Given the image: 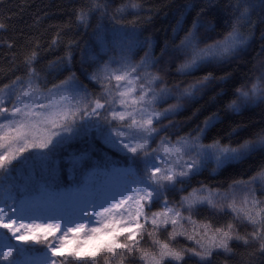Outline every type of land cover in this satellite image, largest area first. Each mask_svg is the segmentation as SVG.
Here are the masks:
<instances>
[{"label": "snow or ice", "instance_id": "snow-or-ice-1", "mask_svg": "<svg viewBox=\"0 0 264 264\" xmlns=\"http://www.w3.org/2000/svg\"><path fill=\"white\" fill-rule=\"evenodd\" d=\"M111 3L77 0L70 19L52 26L49 39L33 33L41 22L37 16L19 36L0 40L11 54L7 82L0 77V264H212L218 256L229 264L238 258L234 244L252 249L238 264H253L257 255L264 257V164L227 187L201 183L189 191L187 185L209 161H215L216 171L264 156V129L235 146L221 139L204 143L219 121L213 113L194 135L173 139L168 129L177 122L169 117L209 84L229 82L232 74L217 77L208 71L181 87L153 69L165 55H182L176 71L186 76L240 59L251 67L225 111L239 114L264 103V31L253 49L257 27L264 24V0H230L228 30L203 46L201 30L216 28L205 18L216 15L219 24L223 17L214 0L189 4L188 9L200 7L196 19L179 44L171 50L165 45L160 57L140 28L152 17L124 21L144 10L143 0H122L115 8ZM186 12L176 19L174 34L184 31ZM73 24L92 27L94 37L86 52L81 50L79 75L72 70L79 41L66 39ZM7 28L0 22V32ZM45 44L48 51L63 48L64 54L38 67ZM137 50L144 52L139 60ZM65 72L49 84V76ZM227 94L222 88L217 96ZM73 141L84 147L65 160L60 153ZM104 148L120 160L102 155ZM177 193H183L179 200L172 198ZM203 209L211 215L201 217ZM218 216L230 219L221 222ZM104 236L103 243L84 250ZM180 237L191 246L177 247Z\"/></svg>", "mask_w": 264, "mask_h": 264}, {"label": "trees", "instance_id": "trees-1", "mask_svg": "<svg viewBox=\"0 0 264 264\" xmlns=\"http://www.w3.org/2000/svg\"><path fill=\"white\" fill-rule=\"evenodd\" d=\"M122 0H112L111 7L115 8ZM203 0H143L144 10L134 14H127L124 17V21H131L134 16L139 17L151 16L150 23H141L140 28L143 33V37H150L153 41V53L156 57L161 56V49L168 46L171 50L175 45H178L180 40L184 37L188 28L191 27L192 21L196 19L197 12L200 11V7H192L188 9L189 4L202 6ZM230 0H214L213 7L217 9L223 19L217 24V16L209 15L205 19L211 21L216 25L215 31L204 32L201 30L200 43L204 44L212 43L214 40L220 39L224 32L228 30L232 10L229 7ZM77 0H0V22L7 24V31L0 32V40L7 41L11 38H15L20 35L19 29H24L28 25H32L33 19L39 16L41 22L38 25L33 26L32 31L35 34L42 35L45 39H49L54 34L50 29L55 25H64L71 17L73 8L77 7ZM187 9L184 22V31L173 33V28L176 24V19L179 18L180 13ZM10 18V19H9ZM256 17L253 16V20ZM96 20L91 21L94 27ZM107 23V21H105ZM260 31H264V24H260L256 30V43L253 49L259 47V35ZM27 35V34H26ZM66 39H76L79 41V47L75 48L73 55L75 62L72 70L79 75V69L81 67L80 60L82 52L81 50H87L91 45L94 37L92 35V27L87 29L81 27L77 28L72 25V32L68 34ZM138 54L134 56L135 60H139L143 56V50H137ZM64 54L63 48H57L52 51L47 50L45 44L44 49L41 50L40 63L38 67H44L48 61L55 60L58 56ZM10 53L7 47H0V77L4 78L7 82L9 78V57ZM182 55H176L170 57L165 55L163 60L157 65L153 71L162 70V74L169 85H175L177 83L184 85L195 81L202 77L206 72L212 71L219 77L225 73H231L232 79L225 83L216 81L208 85L200 93H198L193 99L188 100L184 104V108L181 112L169 119L177 122L175 128H169L168 133L175 139L177 135H186L188 133L195 134V131L203 125V121L206 117L216 113L219 116V121L216 126L209 129L204 139V143H210L213 139H221L222 143L231 142L235 144L242 142L244 139L252 137L255 133H258L264 129V103L258 105H252L249 108L243 110L239 114L226 112L225 104L233 99L232 93L235 92L237 87H240L245 83V76L248 74V67L244 66V61L237 59L231 64H224L222 66L217 65L213 67H205L202 70H197L191 75H182L176 71L177 66L183 61ZM250 59V57H249ZM84 67H87L85 64ZM91 71V69H89ZM21 74L20 72L16 73ZM67 75V72L63 75H57L53 73L48 77L49 84L55 83L59 79H63ZM83 79V77H82ZM89 84V88L93 87L87 80L84 81ZM225 89L228 93L223 99L217 96V93L221 89ZM98 90V89H97ZM213 97H216L214 100ZM174 100H169L168 103H174ZM166 104L159 105V107H166ZM166 124L167 121H164ZM236 129V133L232 130ZM231 134V135H230ZM164 135V133H161ZM84 145L79 141H73L70 145L66 146L65 150L61 151L60 157L67 159L68 155L73 152H78ZM114 150L104 148L102 155H106L112 160H120V154H113ZM98 157H94L97 159ZM262 164H264V156L256 155L252 159L244 160L241 162H234L229 165H225L223 168H219L216 171L213 169L216 167L215 161H209L205 167L201 170L200 174L191 179V182L187 185V190H191L193 187H199L201 183L208 185L211 188L227 187L233 179L247 178L252 175ZM67 169H64L63 177L67 181ZM183 193H177L174 197L175 200H179L180 195ZM211 213L207 209L201 211V217L210 216ZM219 221L223 222L230 217L218 216ZM245 229H241V232ZM179 242L177 247H184L185 245L191 246V242L185 240V238H178ZM147 246V245H145ZM238 253V258L229 261V264H238L240 256H244L246 259V253L252 251V249H245L244 247L234 244ZM225 257H216L212 264H224ZM99 264H103L100 260ZM185 264H195L194 260H186ZM253 264H264V257L257 255Z\"/></svg>", "mask_w": 264, "mask_h": 264}, {"label": "rangeland", "instance_id": "rangeland-1", "mask_svg": "<svg viewBox=\"0 0 264 264\" xmlns=\"http://www.w3.org/2000/svg\"><path fill=\"white\" fill-rule=\"evenodd\" d=\"M104 239H107V237L106 236H104L102 239H97L96 241H93V242H90L89 244H87L86 246H85V251H91V250H93L92 249V244L93 243H95V244H101V243H103V240Z\"/></svg>", "mask_w": 264, "mask_h": 264}]
</instances>
